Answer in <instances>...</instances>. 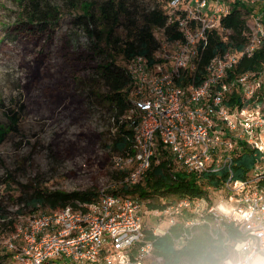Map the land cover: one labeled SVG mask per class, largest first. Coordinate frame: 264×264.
I'll return each mask as SVG.
<instances>
[{"label":"built area","instance_id":"obj_1","mask_svg":"<svg viewBox=\"0 0 264 264\" xmlns=\"http://www.w3.org/2000/svg\"><path fill=\"white\" fill-rule=\"evenodd\" d=\"M185 2L186 7L179 10L184 0H170L167 4V23H175L182 38H165V47L170 45V50L162 56L154 55L152 66L141 56L125 66L131 84V107L119 121L125 119L131 133L128 150L114 157L113 166L124 173V181L130 185L143 179L153 160L159 162L161 151L198 179L205 174L225 172L226 178L216 188L222 193L223 204L209 206L205 199L182 198L159 213L168 217L170 226H183L177 245L192 235L194 227L208 223L204 216L200 221L193 216L204 209L217 227L223 221L232 223L243 238L236 243L235 258L223 264H252L264 257V114L245 103L264 83V72L227 77L240 58L251 56L259 48L261 35L254 33L248 37L240 51L228 49L214 57L200 84L179 85L175 78L195 70L207 33L225 31L216 18L218 11L209 10L208 0ZM168 61L171 67L165 68ZM233 94L240 97L243 106L226 104ZM241 143L260 155L244 179H234L232 161ZM98 194L96 200L77 203L76 207L13 220L12 229L0 239L8 263L145 264L153 246L145 240L143 201L106 190ZM188 214L192 216L187 217ZM180 216L182 220L178 219Z\"/></svg>","mask_w":264,"mask_h":264},{"label":"rangeland","instance_id":"obj_2","mask_svg":"<svg viewBox=\"0 0 264 264\" xmlns=\"http://www.w3.org/2000/svg\"><path fill=\"white\" fill-rule=\"evenodd\" d=\"M46 1L59 9V19L51 30L29 36L13 28L22 22L23 7L29 0H0V239L10 230L11 220L31 215L25 198L34 188L96 193L118 188L119 172L113 166L118 153L111 148L116 119L101 104L105 89L99 87L87 64L92 55L95 63L102 61L103 55L94 49L98 45L103 47L104 43L97 44L98 26L90 24L85 30L77 22L81 15L79 5L87 2L99 5L106 0ZM130 1H136L141 10L156 2ZM208 1L209 10L218 11L216 18L227 13L233 4V0H220L219 4ZM185 4L184 1L177 9H183ZM247 5L253 9L251 14H243L249 28L247 36L257 33L264 39V29L258 20L264 11V0ZM161 8L170 12L164 5ZM114 32L121 34L122 28ZM219 33L226 38L229 32L219 30ZM154 37L159 43L154 55L162 56L170 50V45L165 47L163 30H155ZM117 63L123 65L120 58ZM164 67H171V63H164ZM167 158L169 155L161 152L157 157L158 161ZM171 162L175 170L180 169L177 162ZM200 187L207 191L209 206H216L222 193L202 181ZM159 212L148 210L143 201V227L157 235L165 233L170 226L168 217ZM2 216L5 218L1 219ZM193 216L200 221V217H206L205 209ZM198 227L194 228V235L199 234ZM212 229L224 234L222 227L212 225ZM235 251L232 247L229 260L235 258ZM0 255L5 257L1 242ZM145 264H163V261L152 251ZM181 264L188 263L184 260ZM252 264H264V257Z\"/></svg>","mask_w":264,"mask_h":264},{"label":"trees","instance_id":"obj_3","mask_svg":"<svg viewBox=\"0 0 264 264\" xmlns=\"http://www.w3.org/2000/svg\"><path fill=\"white\" fill-rule=\"evenodd\" d=\"M169 1L156 0L152 7L143 10L136 1L130 0H106L99 5L87 2L78 7L81 15L77 17V22L85 30L90 24L98 26L97 44L104 43L103 47L98 45L94 49L103 55L102 61L95 63V55H92L87 64L93 72L92 75L98 79L99 87L105 89L100 97L101 104H105L112 117L116 119V134L111 148L118 154L128 150L131 133V130L127 129L126 120L119 121L128 114L131 107L129 100L131 84L125 72L126 64L137 56L145 58L149 66L155 63L154 54L159 49V43L154 37L155 30H163L169 41L182 38L177 25L167 23L169 12L161 8L162 5L167 8ZM23 8L25 11L22 13V22H17L13 26L16 32H23V35L35 36L40 32L51 30L59 19V9L46 0H29L27 6ZM252 11L253 9L247 4L234 0L230 10L219 17L220 27L229 31L226 39L215 30L209 31L204 46L199 48L195 70L182 73L179 78H175L176 83L182 86L198 85L203 81L205 69L214 57L228 49L242 50L249 41L247 36L249 28L243 14H251ZM259 20L264 29V11L260 13ZM117 28H122L121 34L117 35L114 32ZM118 58L122 60L123 65L117 63ZM247 72L257 74L264 72V39H261L259 48L251 56L240 58L236 66L228 72L227 78ZM226 104L230 107L244 105L237 94L231 95ZM245 104L259 108L264 114V83ZM161 153L165 154L163 151ZM259 155L256 150L241 143L232 161L234 179H244L259 160ZM152 162L143 179L133 185L124 181V173H117L118 188L109 193L136 196L146 201L148 210H162L169 203L182 198L207 200V191L200 187V181L216 189L226 178L225 172H221L218 175L205 174L198 179L181 168L175 170L170 158L162 159L158 163H154V160ZM32 190L25 198V206L31 207V214L37 211L64 209L68 206L76 207L77 203H89L96 200L99 195L90 190L72 192L46 188ZM208 203L211 204L210 201ZM206 221L210 224L200 225L199 234L192 233L178 246L176 240L181 237L183 231L180 223L169 226L161 235L144 228L145 240L152 243L153 251L162 259L163 264H181L184 260L188 264H223L228 259L231 248H235L237 241L242 239L243 235L232 223L224 221L220 223L219 227L224 231L222 234L217 229H212L214 222L209 215L206 216ZM9 223L12 229L13 220ZM4 258L0 255V264H9Z\"/></svg>","mask_w":264,"mask_h":264},{"label":"crops","instance_id":"obj_4","mask_svg":"<svg viewBox=\"0 0 264 264\" xmlns=\"http://www.w3.org/2000/svg\"><path fill=\"white\" fill-rule=\"evenodd\" d=\"M222 203V201H221V197H220V201H219V203L217 204V205H220ZM223 204V203H222ZM167 231V230H166ZM165 231V232H166ZM161 235V234H160Z\"/></svg>","mask_w":264,"mask_h":264}]
</instances>
